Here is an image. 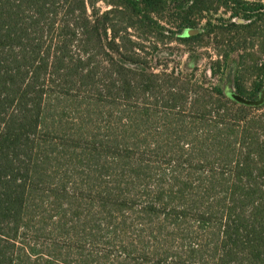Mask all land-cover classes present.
<instances>
[{"label": "trees", "instance_id": "16d2710c", "mask_svg": "<svg viewBox=\"0 0 264 264\" xmlns=\"http://www.w3.org/2000/svg\"><path fill=\"white\" fill-rule=\"evenodd\" d=\"M173 39L258 99L262 0H0V264H264V104Z\"/></svg>", "mask_w": 264, "mask_h": 264}, {"label": "rangeland", "instance_id": "374dc122", "mask_svg": "<svg viewBox=\"0 0 264 264\" xmlns=\"http://www.w3.org/2000/svg\"><path fill=\"white\" fill-rule=\"evenodd\" d=\"M264 1V0H262ZM101 6L103 10L108 8V5L105 3H101ZM224 9H220L216 16L222 15ZM211 16V14H208ZM207 20L204 21V24H206ZM214 22V21H213ZM220 39H211L209 40V47L214 48L218 45ZM206 48H198L194 49L196 53L191 51L189 47L184 46L183 44H180L177 40L173 39L172 41H165L160 42L159 45V51L153 52L150 51L148 54V58L153 66L156 67V70H160L164 65H168V69L171 70L172 68H175L177 71L182 70L183 74L188 77L194 78L193 80L198 79L199 81L202 79H206L208 84H211V82L219 83L222 86L224 90H227L229 92H235V87L233 82L230 80L229 75L233 74L236 68V60L237 57L233 56V60L229 61L230 66L227 69L226 73L223 76V79L221 81L219 75L216 77H213L208 65L210 60H212L209 55H207ZM199 56V60L197 62V69H195L193 72L191 67L194 66V59L192 56ZM213 57L214 54H212ZM196 65V64H195ZM236 93V92H235ZM193 261V260H191ZM190 262V261H188ZM191 263V262H190ZM107 264H155V262H141L139 260H132V259H126L118 257V259L114 258L113 261L107 260ZM157 264V263H156ZM166 264V263H161Z\"/></svg>", "mask_w": 264, "mask_h": 264}, {"label": "water", "instance_id": "95a60500", "mask_svg": "<svg viewBox=\"0 0 264 264\" xmlns=\"http://www.w3.org/2000/svg\"><path fill=\"white\" fill-rule=\"evenodd\" d=\"M230 93H231L233 98H235L239 102L247 104V105L259 106V105L264 104V89L260 93L258 99H253V100L244 98L243 96H241L235 92H230Z\"/></svg>", "mask_w": 264, "mask_h": 264}]
</instances>
